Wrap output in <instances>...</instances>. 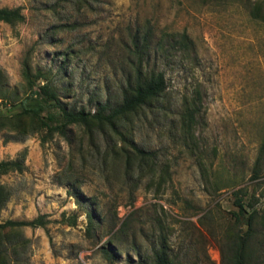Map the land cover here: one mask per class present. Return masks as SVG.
<instances>
[{
	"label": "rangeland",
	"instance_id": "374dc122",
	"mask_svg": "<svg viewBox=\"0 0 264 264\" xmlns=\"http://www.w3.org/2000/svg\"><path fill=\"white\" fill-rule=\"evenodd\" d=\"M17 6L24 21L0 22L10 104L28 92L24 61L66 108L116 103L131 73L133 37L147 31L148 68L163 70L167 87L120 126L157 153L155 163L136 161L129 171L128 145L110 130L70 125L66 135L9 141L0 132V161L25 152L22 172L0 176L10 192L0 222H45L11 235L28 243L19 256L5 243L10 264H110L104 248L116 255L112 264H153L162 237L172 264H230L234 237L247 229L233 214L237 197L258 211L252 242L264 241V0H0ZM180 34L187 49L155 51L157 39ZM191 105L198 111L185 132ZM255 257L264 264V245Z\"/></svg>",
	"mask_w": 264,
	"mask_h": 264
},
{
	"label": "trees",
	"instance_id": "16d2710c",
	"mask_svg": "<svg viewBox=\"0 0 264 264\" xmlns=\"http://www.w3.org/2000/svg\"><path fill=\"white\" fill-rule=\"evenodd\" d=\"M25 16L22 8L0 7V22L15 25L24 21ZM149 31L143 35H135L130 49L131 73L127 78L126 85L122 88L120 100L111 103L106 100L96 104L94 112L84 108H66L60 100L57 91L45 79L38 83L42 77L40 73L33 74L29 64L24 61L22 64V77L27 86V93L19 99L17 106H14L11 98L4 93L6 87V75L0 69V132L6 131L4 141L11 139H24L36 133L44 132L45 135L59 133L66 135L70 125L83 126L91 134L102 133L110 130L121 137L128 145L123 149L126 170L129 171L135 162L155 163L157 153L152 150H144L138 147L133 141L128 140L125 132L120 130V126L129 122L130 119L144 112L147 107H152L153 103L159 101L166 92V79L163 70L148 68L149 54L148 49L152 42ZM155 51L161 57H168L173 50L187 49L189 38L186 34L176 36H162L154 43ZM197 109L194 105L183 110L184 131L192 130ZM25 152L15 159L0 161V176L8 172H22L24 165ZM142 166V164H140ZM238 194V192H235ZM10 198V192L0 184V212ZM237 212L233 213L236 219L245 223L247 229L237 233L234 237L233 247L230 255V264H263L261 259L256 258V253L261 251L264 241L252 242L260 234L256 224L258 211L250 208L242 197H237L235 201ZM89 225H92L93 214L86 212ZM44 216L25 220L8 219L0 222V264H10L5 243L10 242L12 252L19 256L25 250L28 239L22 238L15 240V235L23 227H44ZM264 218V217H263ZM124 225V222L123 224ZM110 242V241H109ZM165 237H162L152 249L153 264H172L169 248ZM105 257L110 260V264L116 260V255L107 248L103 249Z\"/></svg>",
	"mask_w": 264,
	"mask_h": 264
}]
</instances>
